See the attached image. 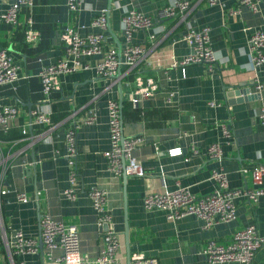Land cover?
<instances>
[{
	"label": "crops",
	"instance_id": "1",
	"mask_svg": "<svg viewBox=\"0 0 264 264\" xmlns=\"http://www.w3.org/2000/svg\"><path fill=\"white\" fill-rule=\"evenodd\" d=\"M171 1L85 0V8L74 20L67 13L66 0H34L30 9L22 10L16 24L0 23V47L20 66L17 81L0 85V107L13 105L17 109L9 132L0 130V146L11 164L5 185L25 192L30 198L27 203H18L11 194L2 197L3 218L13 228L26 236H37L39 215L48 213L55 219L75 224L81 253L94 257L102 240L96 213L86 192L98 186L107 192V209L120 238L117 252L120 264H133L130 256L136 252L157 258L159 264H240L209 263L202 249L211 239L227 242L235 230L249 222L264 236V197L256 204L235 200V217L208 229L191 215L170 220L163 210L147 211L142 207L144 195L150 192L163 193L178 186L187 187L196 195L211 192L213 169L222 168L227 173L229 187L251 188L254 186L251 175H242L239 169L264 163V131L256 117L264 105V69L252 68L247 42L254 30H264V0H259L257 11L240 6V13L236 15L232 10L238 0H222V5L190 0L184 21L180 17L160 19L158 10ZM7 7L8 0H0V13ZM103 7H110L109 28L115 35L113 43L117 48L123 40L120 31L123 9H137L151 17L153 28L158 30L154 41H148L141 30L132 34L133 42L146 49L133 73L152 78L158 90L135 108L129 101L133 84L119 85L117 81L111 84L112 79L108 77L81 70L61 75L59 88L46 97L37 77L36 58L42 57L48 62L61 57L64 48L60 35L72 22L86 26L80 30L82 34L96 31L88 23ZM28 12L40 33V40L34 45L23 40L24 18ZM186 23L194 28L210 27L211 44L217 57L212 70L203 63L187 64L183 71L170 66L172 57L180 59L189 51L180 40ZM257 84L261 85L260 89ZM106 86H109L107 90ZM236 86L245 87L249 94L246 99L229 104L226 92ZM171 90L176 95L172 103H167ZM108 99L122 104L123 134L143 137V142L132 152L145 167L142 177H117L107 169L103 152L110 145ZM210 101L219 105L211 107ZM35 107L48 110L55 126L29 144L21 134L23 125L34 135L46 129L43 124L31 122L30 110ZM92 109L95 122L81 125L75 134L77 197L71 201L62 195L69 186L65 131L71 120L88 116ZM224 128L229 131L228 137ZM215 141L221 143L220 160L209 158L206 153ZM173 147H180L183 154L167 155L166 151ZM192 149L198 153L193 154ZM53 253L58 255L60 250ZM19 259L28 264H41L40 255ZM250 264H264V244L257 249Z\"/></svg>",
	"mask_w": 264,
	"mask_h": 264
},
{
	"label": "built area",
	"instance_id": "2",
	"mask_svg": "<svg viewBox=\"0 0 264 264\" xmlns=\"http://www.w3.org/2000/svg\"><path fill=\"white\" fill-rule=\"evenodd\" d=\"M34 0H8V7L0 13V23L16 24L19 14L23 9H30ZM209 5H222V0H207ZM67 13L77 20L84 9L85 0H66ZM190 0H173L160 8L157 16L160 19L180 17L183 21L190 9ZM240 6L250 10L259 9V0H238V5L232 14L240 13ZM110 7H103L89 21V26L96 31L81 33L86 26L79 23L66 25L60 35L63 43V55L52 61L45 62L42 57H37L39 63L37 77L42 93L48 97L59 88V77L72 74L81 70H92L97 75L108 77L112 82L133 84L129 101L133 107H138L158 90L157 83L149 77L134 74L136 63L145 55L146 49L142 44L132 40L134 31L141 30L148 41H154L157 31L153 28L151 17L137 9H123L120 18V31L122 42L118 48L113 43V35L109 28ZM23 40L27 44H36L40 40V33L34 27V21L28 12L24 18ZM185 30L180 40L185 42L189 51L180 59L171 58L170 66L180 67L191 63H203L209 70L217 64V57L212 48L210 27L194 28L186 23ZM248 55L253 69H264V30L256 29L248 37ZM20 66L15 62L10 53L0 47V85L13 84L20 78ZM129 77H133L132 79ZM126 78L124 82L122 79ZM109 86L104 89L107 90ZM260 89L261 85L256 86ZM176 92H168L167 103H172ZM209 106L217 107L219 103L210 101ZM17 116V109L13 105L0 107V130L8 133L11 122ZM258 122L264 131V105L256 112ZM31 122L45 125L46 129L39 134H30L27 125H23L21 134L32 144L45 132L50 131L52 124L49 111L41 107L30 110ZM95 112L82 119L71 120L70 126L65 131L66 152L64 154L69 186L62 191V195L71 201L77 197L74 188L77 177L76 167V130L83 124L94 123ZM107 126L109 129V148L103 152L106 158L107 169L117 177L145 175V167L137 161L132 152L135 147L143 142L141 135L126 137L122 131V112L119 103L114 99L107 100ZM224 134L229 136V131L224 128ZM193 154L198 153L192 149ZM209 158L220 160L222 158L221 143L212 142L206 151ZM169 156L182 155L180 147H173L166 151ZM188 159V157H185ZM11 164L0 146V264H28L19 259L25 255H40L41 264H120L117 256L121 245L118 231L107 209V192L98 186L87 190L86 194L91 201L96 213V225L101 235V248L94 257L82 254L79 248V232L75 224L65 223L51 217L48 213H41L38 218V235L26 236L18 229L13 228L9 221L2 215V197L11 194L16 202L27 203L30 198L22 191L6 187V176ZM242 175L249 173L254 184L253 187L231 188L228 184L227 173L222 169H213L210 179L214 182L211 192L196 195L187 187L178 186L172 191L163 193L150 192L144 195L142 207L147 210H163L167 219L175 220L191 215L203 222L204 228H211L221 222H229L235 217V200L243 199L250 204L258 203L264 197V163H258L252 168H241ZM264 244V236L257 233L254 223L235 230L230 239L221 243L208 240L202 253L209 263H240L250 264L257 249ZM55 250L60 254L54 255ZM133 264H159L157 258L146 256L143 253H133L130 256Z\"/></svg>",
	"mask_w": 264,
	"mask_h": 264
},
{
	"label": "water",
	"instance_id": "3",
	"mask_svg": "<svg viewBox=\"0 0 264 264\" xmlns=\"http://www.w3.org/2000/svg\"><path fill=\"white\" fill-rule=\"evenodd\" d=\"M110 32H112L110 30ZM113 36L115 37V35L113 34ZM118 45L120 46V42H118ZM120 85V83H119ZM247 94H249V91L245 88V87H240V86H236L231 88L230 90H228L226 92V97H227V101L229 104H233L235 101H241L242 99H246ZM236 98V99H235ZM122 106V104L120 103V107ZM123 178H126V175L122 176ZM126 234H127V227H126Z\"/></svg>",
	"mask_w": 264,
	"mask_h": 264
}]
</instances>
